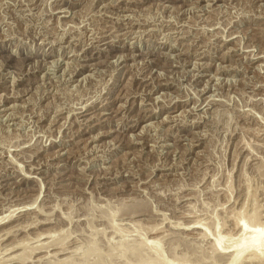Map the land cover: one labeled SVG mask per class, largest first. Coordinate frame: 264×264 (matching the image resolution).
<instances>
[{"label": "rangeland", "instance_id": "1", "mask_svg": "<svg viewBox=\"0 0 264 264\" xmlns=\"http://www.w3.org/2000/svg\"><path fill=\"white\" fill-rule=\"evenodd\" d=\"M0 218V264H264V0H0Z\"/></svg>", "mask_w": 264, "mask_h": 264}, {"label": "bare ground", "instance_id": "2", "mask_svg": "<svg viewBox=\"0 0 264 264\" xmlns=\"http://www.w3.org/2000/svg\"><path fill=\"white\" fill-rule=\"evenodd\" d=\"M130 27H131V26H130ZM139 102H140V101H139ZM194 106H195V105H194ZM80 110H81V109H80ZM79 112H80V111H79ZM67 117H68V116H67ZM67 117H66V118H67ZM134 127H135V126H134ZM130 161H131V160H130ZM41 188H42V187H41ZM12 210H13V209H12ZM7 212H8V211H7ZM239 213H241V212H239ZM2 215H3V214H2ZM2 217H3V216H2ZM9 217H10V216H9ZM11 217H12V215H11ZM3 218L6 219V216L4 215ZM252 218H255V217H252ZM252 218L250 217V222H253V221L256 219V218H255V219H252ZM0 219L3 220L2 218H0ZM251 219H252L253 221H251ZM6 221H7V220H6ZM238 222H239V221H238ZM240 222L243 223L242 220H240ZM240 222H239V223H240ZM197 223H198V222H197ZM241 223H240V224H241ZM193 224H194V223H193ZM195 224H196V223H195ZM236 224H238V223H236ZM2 225H3V224H2ZM137 225H138V224H137ZM196 225H198V224H196ZM199 225H200V224H199ZM199 225H198V228H199ZM238 225H239V224H238ZM5 226H6V225H5ZM194 226H195V225H193V227H194ZM200 226H201V225H200ZM196 227H197V226H196ZM196 227H195V228H196ZM201 227H202V226H201ZM201 227H200V228H201ZM236 227H237V225H236ZM244 227H245V226H244V223H243L242 225H239V228H240V231H241V233H239L240 235L243 234L242 232H245V231H246V230L244 231ZM2 228H4V227H2ZM237 228H238V227H237ZM239 228H238V229H239ZM186 229H187V228H186ZM245 229H247V227H246ZM0 230H1V229H0ZM3 230H4V229H3ZM3 230H1V231H3ZM18 230H19V229H18ZM8 231H10V230L8 229ZM13 231H14V230H13ZM204 231H205V230H203V232H204ZM255 231H256V230H255ZM255 231H253V232H255ZM5 232H6V230H5ZM258 232L260 233V231H257V233H258ZM255 233H256V232H255ZM259 233H258V234H259ZM8 234H9V232H8ZM5 235H6V234H5ZM49 236H50V235H49ZM203 236H204V235H203ZM254 236H257V234L254 235ZM37 238H38V237H37ZM41 238H42V237H41ZM23 240H24V239H23ZM218 240L220 241V239H218ZM218 240H217V241H218ZM151 241H152V240H151ZM252 241H253V240H252ZM250 243L253 244L254 241H253V242H250ZM46 244H47V243H46ZM217 244H218V243H217ZM262 244H264V243L262 242ZM42 245H43V244H42ZM263 246H264V245H263ZM263 246H262V247H263ZM236 247H237V246H236ZM240 247H241V246H240ZM32 248H34V247H32ZM150 248H151V247H150ZM241 248H242V247H241ZM243 248H244V247H243ZM246 248H247V247H246ZM263 248H264V247H263ZM7 249H8V248H7ZM48 249H49V248H48ZM31 250H32V249H31ZM235 250H236V249H235ZM247 250H248V249H247ZM249 250L252 252V254H251L252 256H251V257H254V258H255V257H258V258H259L258 260H260V262H263V260H264L263 256H264V255L262 256V254H263V253H262V249H261V250H260V249H256V247H255L254 249H252V248L250 249V247H249ZM258 250L261 251V252H259ZM46 251H47V250H46ZM250 251H249V252H250ZM24 252H25V251H24ZM221 252H224V251H221ZM225 252H226V251H225ZM235 252H236V251H234V253H235ZM240 252H242V253H240ZM226 253H227V252H226ZM234 253H232V256H231L230 259H229V264H236L238 261H241V258L243 257V251H239L238 253H235V254H234ZM62 254H63V253H62ZM259 254H261V255L259 256ZM12 256H13V255H12ZM261 256H262V257H261ZM156 259H157V258H156ZM256 259H257V258H256ZM160 260H162V259L160 258ZM23 261H24V260H23Z\"/></svg>", "mask_w": 264, "mask_h": 264}]
</instances>
